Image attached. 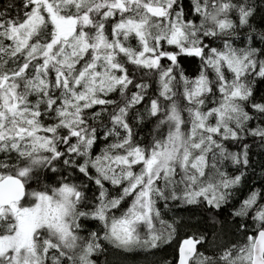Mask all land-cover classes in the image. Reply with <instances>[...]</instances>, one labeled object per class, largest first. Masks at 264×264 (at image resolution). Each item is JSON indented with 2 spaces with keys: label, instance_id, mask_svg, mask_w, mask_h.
Here are the masks:
<instances>
[{
  "label": "clouds",
  "instance_id": "clouds-1",
  "mask_svg": "<svg viewBox=\"0 0 264 264\" xmlns=\"http://www.w3.org/2000/svg\"><path fill=\"white\" fill-rule=\"evenodd\" d=\"M257 9L264 0H138L108 19L98 8L80 28L86 47L58 50L50 71L12 81L20 109L0 119V177L24 184L20 207L47 203L68 226L34 232L35 253H23L32 264H179L186 238L200 244L190 264H252L249 237L264 232ZM24 13L25 0H3L0 24ZM122 20L131 23L113 33ZM37 35H51L47 22ZM4 48L0 75L11 76L24 54ZM14 220L0 217V228ZM124 220L131 243L114 234Z\"/></svg>",
  "mask_w": 264,
  "mask_h": 264
},
{
  "label": "snow or ice",
  "instance_id": "snow-or-ice-1",
  "mask_svg": "<svg viewBox=\"0 0 264 264\" xmlns=\"http://www.w3.org/2000/svg\"><path fill=\"white\" fill-rule=\"evenodd\" d=\"M137 2L138 0H25V13L19 21L9 19L5 24H0V37L3 38V42L0 43V54L5 51L4 44H7L9 46L7 51L10 55L23 53L25 61L11 76L0 75V109H2L0 110V119L4 118L5 112L16 114L20 109L21 98L18 97L15 84L12 81L29 69L38 75L41 72L50 71L49 65L57 61L58 50L70 48L75 51L87 46V41L82 38L80 28L91 23L93 10L102 8L105 19H108L118 14L127 15L128 4ZM85 5H89V7L85 8ZM65 9H76V14L66 13ZM82 9L83 13L81 14ZM148 11L153 14H163L161 8L148 7ZM256 14L260 16V26H264V10L257 9ZM45 22L49 25L51 35L46 40L40 41L37 34ZM109 23L112 21L109 20ZM130 23L131 21H129ZM129 24H125L123 20L119 24H113L112 32L115 33L119 29L126 28ZM178 39L179 37H174L170 42H175ZM100 42L102 43V40ZM189 54L199 55V51L193 50ZM33 59L35 60L34 69ZM61 75L63 74H57V83L60 82L59 76ZM44 84L43 79L34 82L38 90ZM135 156L136 160L143 161L144 159L138 152ZM134 162L136 161L134 160ZM154 162V159L147 161L149 169ZM100 166L107 170L106 163L101 162ZM24 190V184L16 177H0V217L15 218L13 224H7L0 228V258L7 257L10 264H32L23 253H35L33 234L40 227L48 226L61 232H67L68 227L64 223L63 212L57 209L49 211L47 203H45L43 212L39 205L32 211L20 207V204L26 202ZM73 191L72 187L64 186L62 194L65 200L72 195ZM41 199L46 202L48 200L47 197ZM209 204L211 205L212 201H209ZM257 215L264 217V213ZM130 223V220H124L118 225H114V234L118 239L120 233L125 234L121 241L123 243L132 242L128 228ZM237 226L239 227V225ZM249 240L252 264H264V232L253 233ZM199 247L200 244L193 238L180 241L174 252L179 264H190Z\"/></svg>",
  "mask_w": 264,
  "mask_h": 264
},
{
  "label": "trees",
  "instance_id": "trees-1",
  "mask_svg": "<svg viewBox=\"0 0 264 264\" xmlns=\"http://www.w3.org/2000/svg\"><path fill=\"white\" fill-rule=\"evenodd\" d=\"M0 3H3V0H0Z\"/></svg>",
  "mask_w": 264,
  "mask_h": 264
}]
</instances>
